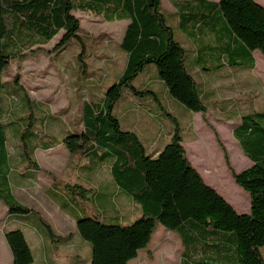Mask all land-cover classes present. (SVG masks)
Listing matches in <instances>:
<instances>
[{
	"label": "trees",
	"instance_id": "obj_1",
	"mask_svg": "<svg viewBox=\"0 0 264 264\" xmlns=\"http://www.w3.org/2000/svg\"><path fill=\"white\" fill-rule=\"evenodd\" d=\"M174 7L178 31L198 46L196 52L192 50L189 64L187 48L175 38L162 0H0V99H4L3 75L16 62L59 36L57 47L61 51L73 40L83 41L77 14H91L106 22H129L121 43L127 55L126 67L100 104L85 103L83 130L68 132L59 140L47 131L35 132L32 121V129L25 128L23 142L18 145L20 160L38 168L36 150L64 144L72 155L88 157L94 173L105 166L110 168L117 188L108 200L118 213L116 219L113 216L116 224L104 222L103 209L77 219L78 233L92 249L91 264H130L142 250H149L160 228L179 236L180 264H264V111L242 116L234 130L244 155L253 162L251 168L235 172L224 150L236 183L251 197V211L245 215L237 213L191 164L175 113L161 107L163 116H171L176 128L158 156L150 153L137 132L125 130L114 114L115 106L127 93L152 97L147 83L137 88L134 82L148 66L155 65L154 78L164 84L168 96L187 112L204 115L208 106L193 73L195 66L205 71L224 66L254 69L253 54L258 51L264 56V7L256 0H186L174 2ZM6 98L10 106L0 109V202L10 215H36L47 239L59 242L49 222L19 203L12 193L10 140L6 134L9 121L4 122V118L5 114L9 117L24 111L26 105L16 95ZM152 98L161 105V95L153 94ZM27 136L30 140L26 142ZM75 188H71V199L77 192H86ZM117 191L130 197L141 210V216L128 225L111 204ZM69 206L74 207L71 203L62 205L67 210ZM5 240L13 264L34 263L33 251L21 229L5 232Z\"/></svg>",
	"mask_w": 264,
	"mask_h": 264
},
{
	"label": "rangeland",
	"instance_id": "obj_2",
	"mask_svg": "<svg viewBox=\"0 0 264 264\" xmlns=\"http://www.w3.org/2000/svg\"><path fill=\"white\" fill-rule=\"evenodd\" d=\"M173 1L163 0L165 11L171 12ZM77 17L83 29L82 42L73 40L66 45V50L61 51L57 47V43L60 40L59 36L47 47L36 49L25 60L16 62L11 71L3 75L2 95L4 99H0V109L5 110L6 106H10V102L6 98L10 95H16L20 102L26 105L24 111L15 113L13 116L9 115L8 117L5 114L6 119L4 118V122L9 121L8 123L6 122L8 125L6 134L10 140V146L13 147L11 151L19 150L18 145L23 142L24 130L25 128L32 129L29 124L32 121H34L35 132L47 131L53 133L59 140L66 136L69 130H78L77 128L82 124L81 119L85 103L100 104L106 90L118 80L126 67L127 55L121 49V43L128 21L106 22L100 17L85 13H79ZM168 24L173 27L175 38L187 48L189 64L192 55L191 45L184 43V36L178 31L175 19L169 17ZM256 54L258 69L252 74L248 73L238 76L237 79H233L234 75L231 74V79H223L217 85L223 89L220 92L222 98H230L237 102L245 101V98H247L245 93L248 94L254 91L252 100L256 99L254 101L255 104L257 103L258 106L263 107L264 56L258 51H256ZM149 67H152V69ZM155 73H157L156 66H148L135 80L134 86L137 88L143 86L154 78ZM26 95L33 104L29 105ZM135 99L138 100V104L145 105L149 100V95H138L135 96ZM160 101L161 105L159 102L154 101L153 104L148 105V109L143 108L140 110V106L136 105V103L134 105L128 100H124L115 106L114 114L118 118L123 119V125L129 123L137 128L141 126L140 130L147 129V132L150 133L152 128L149 108H152L153 112L162 110V106L166 108L164 96H161ZM181 107L175 104L172 109H174L175 117L181 127L187 128L190 123L192 124L191 127L189 126V130L186 131L185 141L188 142L186 151L190 155L195 156L193 159L198 161H196L198 165H208L213 167L214 171L218 170V175L213 177L215 184L221 188V192L229 200L241 205L244 199L238 194L242 192L237 190L240 187L236 184L228 168L225 160V151L235 172L240 173L245 170L248 167V163H243L239 155H237V152L240 153L241 149L233 140L231 129L219 123L216 118L221 119V117L217 115H210L208 118L201 115L192 117L187 114V110L182 105ZM50 115L55 117L49 119ZM140 117H142L141 123H136V118ZM164 120L169 126L176 128V125L171 122V116L166 114ZM151 121L156 123L154 119ZM47 122H49V131L46 127ZM23 125L25 126L24 128ZM54 125L55 127L52 128L53 132L50 129ZM27 138L26 142L30 140L29 136ZM192 143L195 144L193 145ZM209 156L211 161L204 163L203 158L208 157L209 160ZM78 162V159L71 160L63 150L57 155L54 167L47 168L44 166L42 168L46 172V176L41 177L42 188L50 184L53 178L58 180H63L65 177L72 178L74 174L73 165ZM22 182L25 183L26 181L22 179ZM99 184L108 186V190L106 187L102 188V195L99 197L105 212L104 222L106 224H116L113 219V206L107 203L108 198L105 195L107 193L113 195L117 188L114 183L112 184L110 169H103L100 176L95 179L94 186ZM15 191L20 195L19 198H26L27 200L26 195L20 192L17 187H15ZM71 193L73 192L71 191ZM246 195L248 194L246 193ZM73 196L78 198L82 206L91 212L92 200L90 193L77 192ZM34 203L36 204V202ZM111 204H114L116 209L120 211L121 205L116 199L112 200ZM6 213V207L0 202V242L3 238V231L6 228ZM40 214L42 215V212ZM62 223L65 222L62 221ZM124 224L128 225L129 223L125 222ZM47 241L53 244L50 239H47ZM4 245L8 248L6 241ZM53 245L57 246L58 242ZM88 245L90 246L89 243ZM1 247L3 246L0 245V259L3 264H7V257ZM262 251L264 252V248ZM181 254L182 245L179 236L174 232L160 228L149 246V250H142L138 258L130 264H180ZM35 255H37L36 252ZM91 256L92 253L87 255L83 252L82 259L76 260L77 262L75 260H67V264H90L88 262Z\"/></svg>",
	"mask_w": 264,
	"mask_h": 264
},
{
	"label": "crops",
	"instance_id": "obj_3",
	"mask_svg": "<svg viewBox=\"0 0 264 264\" xmlns=\"http://www.w3.org/2000/svg\"><path fill=\"white\" fill-rule=\"evenodd\" d=\"M176 1H186V0H174L172 2V10L171 12L165 11V14L177 21L176 13L177 10L174 7V2ZM209 2H219L220 0H206ZM257 3L262 5L264 7V1L263 0H256ZM162 7H163V0H162ZM129 24V22H128ZM128 26V25H127ZM184 36V35H183ZM184 43H189L191 46V50L193 52H196L198 50V46L194 44L192 41H190L186 36H184ZM255 58V67L254 69H245L240 67L230 68L228 66H224L220 70L216 71H205L201 68L196 67L193 70L194 76L197 79V82L201 86L202 95L207 103L208 110L206 114L201 113H189L187 114L189 116H203L208 118L211 116H219L221 119L216 118V120L229 127L231 129L232 138L235 141L236 144L239 145L240 149L241 146L239 142L236 140L234 136V130L241 124V117L251 113V112H263L264 111V105L263 107L258 106L257 103L255 104L252 100V96H254V91L252 93H245L247 98H245V101H235L233 99H227L222 98L220 95L221 90H223L221 87L217 86L221 83L223 79L232 77L231 74L234 75L233 79H237L238 76H243L248 73H253L255 70L258 69L257 61H256V52L253 54ZM194 57H196V54L194 53ZM252 79V78H251ZM252 81V80H251ZM147 87L151 88L153 97V94L159 96L163 95L166 101V108L169 109V112L174 113V109H172V106L175 104H178L180 108L181 105L175 101L174 98L169 97L168 93H166L164 84L157 78H153L150 81L147 82ZM152 97H149L148 102L145 105H142L141 103H137V99H135V96L132 94L127 93L120 102H123L124 100H128V102H131L135 105L140 106L141 109H148V105L154 103V99ZM259 107V108H258ZM149 111H151V120L154 119L156 123L150 120L151 125V132L148 133L146 130H140V127L131 126V124H124L123 125V119H120L122 127L127 131H137L139 132L138 135L140 136L143 144L145 147L150 151L151 154L154 156H158L165 147L169 144L172 135L175 132V127L169 126L168 123H165L164 116H163V110H158L156 112H153L152 108H149ZM235 111V112H234ZM195 114V115H194ZM50 117H55L50 115ZM177 119V118H176ZM224 119V120H223ZM136 123L140 122L142 120V117L136 118ZM178 120V119H177ZM82 121V119H81ZM226 121V122H225ZM191 123L187 126V128H183L180 126V128L183 131V146L185 149L187 148V143L185 140L186 131L189 130V126L191 127ZM47 130L49 131V122H47ZM51 127V131L54 132ZM78 130H69V132H79L83 130V123L77 128ZM53 134V133H52ZM198 143V140H197ZM190 144V143H189ZM193 145L195 143H192ZM9 156L12 163V169L9 174V181L11 183V189L12 193L15 196L16 200L21 203L24 206L29 207L30 209L38 212H42V217L45 218L49 224L53 227V230L55 234L58 237V245L55 246L54 242L53 244L49 243L47 241V237L45 235V229L40 224L39 219L36 215L30 214L27 216H13L8 213V210L6 208V220H5V230L3 231V238L0 242V245L4 254L7 257V264H13V256L12 252L8 246L5 247V232L15 230V229H21L25 237L28 241L29 246L31 247L35 260L33 264H67V260H79L82 259V254L85 252L87 255L89 253H92L91 246L88 245V242L83 241L78 233L77 229V219L81 217H87L90 215V211L82 206V203H79L78 199L73 197L72 199L69 198L71 194V188H75V190H85L87 193L91 194V200H92V208L91 212L94 211H100L102 208L101 201L99 197L102 195V188L106 187L108 190V186H103L102 184H99L98 186H94V181L97 179L100 174L102 173L103 169L108 168V166H105L103 169L101 168L99 171L94 173L92 171V165L88 162V157H83L81 153L72 155L64 146V144H60L56 147H53L48 150L38 149L35 152L34 159L38 163V168H34V166H30L27 163H24L20 160V150L18 151H11L13 148L10 146V142L7 145ZM65 151L66 154L70 157L71 160L78 159V163H75L73 165L74 168V174L73 177H65L63 180H58L56 178H53L50 184H48L45 188H42V179L41 177L46 176L45 171L42 169L44 166L47 168L54 167L56 165V157L59 153L62 151ZM187 152V151H186ZM237 155H239L240 159L243 163H248V167L245 168V170L251 168L253 166V162L247 158L242 149L240 153L237 152ZM187 156L191 164L195 167V169L200 173L204 181L214 188L220 195H222L236 210L237 213L241 215L250 214L251 211V197L249 193L244 191L237 183V185L240 188H237V190H240L242 193L238 194L241 198L244 199V202L241 203V205L235 204L234 201L229 200L223 192H221V188L217 186L214 182L213 177L218 175V170L214 171L213 167L201 166L198 165V161L193 159L195 156L190 155L187 152ZM207 156V155H206ZM210 157V156H209ZM197 161V162H196ZM204 163L210 162L211 157L208 160V157L203 158ZM90 169V171H87ZM244 171V170H243ZM232 174V173H231ZM233 177V175H232ZM22 179L26 181L25 183L22 182ZM234 179V177H233ZM235 180V179H234ZM236 182V181H235ZM113 184V180H112ZM15 187L19 189L20 192H22L24 195H26V198H19L20 195L17 194L15 191ZM77 187H80L78 189ZM70 192V193H69ZM244 192V193H243ZM248 195H246V193ZM19 195V196H18ZM108 198L110 196V193L105 194ZM115 199L117 202L121 205L119 208V214L122 219V221L125 223H132L137 218L141 216V210L138 205H136L130 197L127 195H122L118 193V191L115 194ZM108 200V199H107ZM68 201V202H67ZM36 202V204L34 203ZM65 205L68 203H71L74 207L69 206V210L62 207V205ZM107 203L110 205V201L108 200ZM37 205V206H36ZM105 214V213H104ZM118 213H114V219L117 218ZM65 222V223H62ZM76 227V229H75ZM71 231V232H69ZM73 231V232H72ZM7 244V243H6ZM35 252L37 255H35ZM264 254V252H263ZM92 257V256H91ZM82 261V260H81ZM78 261V262H81ZM77 262V261H76ZM91 264V259L89 262ZM0 264H3L2 260L0 259Z\"/></svg>",
	"mask_w": 264,
	"mask_h": 264
},
{
	"label": "water",
	"instance_id": "obj_4",
	"mask_svg": "<svg viewBox=\"0 0 264 264\" xmlns=\"http://www.w3.org/2000/svg\"><path fill=\"white\" fill-rule=\"evenodd\" d=\"M259 4V3H258Z\"/></svg>",
	"mask_w": 264,
	"mask_h": 264
}]
</instances>
